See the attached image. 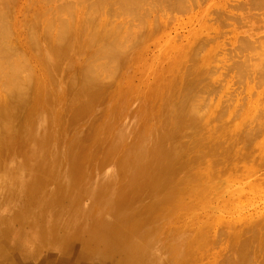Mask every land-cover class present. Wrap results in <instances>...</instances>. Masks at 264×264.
I'll list each match as a JSON object with an SVG mask.
<instances>
[{
    "label": "rangeland",
    "instance_id": "obj_1",
    "mask_svg": "<svg viewBox=\"0 0 264 264\" xmlns=\"http://www.w3.org/2000/svg\"><path fill=\"white\" fill-rule=\"evenodd\" d=\"M99 2L101 8L97 7ZM121 2L127 3L123 6ZM96 8L100 9L98 14ZM90 11L98 15L95 20L102 27L112 26L118 34L112 42L117 43L119 37L118 43L127 46L122 52L128 57L118 67L112 55H105L107 48L89 44L75 61L84 69L85 65L93 66L92 73L95 70L99 81L107 83L103 100L113 90H121L122 96L104 117L107 127L96 133L92 146L81 143L84 130L71 126L68 115L57 124L54 107L36 113L31 136L0 145V263L37 264L52 254L55 260L49 264H124L125 255L114 256L102 247L100 253L93 254L86 244L99 249L101 244L93 242L103 228L123 230L133 224L134 211L124 210L116 217L118 203L133 195L136 211L148 208L150 216L157 217V242H165L169 227L187 226L200 232L195 264H226L232 256L231 241L250 239L253 230H260L257 222L264 223V0H0V98L6 97L9 74H19L28 88L36 76L44 74L43 85H51L44 90L48 96L56 77L42 67L51 61L49 54L37 48L35 37H56L64 25V32L72 28L74 38L84 36L85 42L92 31L76 19L84 20ZM81 28L84 34L79 32ZM120 36L122 43L127 39L126 46L120 43ZM136 37L139 41L131 43ZM192 67L204 70L196 79L197 96L192 102L200 132L213 138L211 142H223L220 152L229 148L222 156L225 163L208 167L206 194L196 191L185 195L187 190L180 184L168 188L169 181L155 194L154 185V189L150 184L140 189L145 180L142 166L161 135L154 127L158 126L156 120L173 116L163 111L166 92L173 82L178 92H183L185 75ZM57 79L58 93L66 95ZM24 92L21 97L25 100ZM74 92H78L77 85ZM65 95L62 106L68 103ZM101 119V113L90 110L89 121L101 124ZM83 120L86 127L88 118ZM163 125L167 127V123ZM35 133L36 138L31 139ZM2 150L7 156L1 157ZM81 154L88 163L82 166L83 178L74 185L68 173ZM196 184L200 188L201 183ZM166 203L176 204L171 215H162L169 211ZM47 211L51 215L45 214ZM54 216H58L56 223L48 226L55 221ZM44 227L46 235L39 232ZM148 250L153 253L151 247ZM17 253L18 257H13ZM148 256L151 259L150 254H141L138 260L143 263Z\"/></svg>",
    "mask_w": 264,
    "mask_h": 264
},
{
    "label": "bare ground",
    "instance_id": "obj_2",
    "mask_svg": "<svg viewBox=\"0 0 264 264\" xmlns=\"http://www.w3.org/2000/svg\"><path fill=\"white\" fill-rule=\"evenodd\" d=\"M126 3L127 2H125V4ZM96 4H98L97 5L98 7L99 4L101 3L99 2ZM125 4L123 3L122 5L125 6ZM134 4H137V2ZM101 7H102V4H101ZM101 7L99 6V8ZM99 8H96V9L98 10ZM99 10L97 11V14ZM94 11L96 12L95 9ZM93 15L94 14L92 13V11H90L88 16L86 13V18L84 20L76 19L77 23L87 24L86 29L92 31L91 36L85 42H84V39H85L84 36H83V39L78 38V37L74 38L75 31H72L71 30L72 28H68V30L64 32L66 28L64 25L60 28L61 30L58 32L57 34L58 36L56 35V37L58 38H56L55 36L52 38V35H42V36L35 37L36 39L35 45L41 51V53L49 54V58L51 61L49 65H46V64L43 65V63L41 65L45 69V72H47L49 75L55 76L56 79L58 78L57 81L59 80V82L62 84L61 87H64L66 95L69 96L65 98V101L68 102L67 104L65 103V105L62 106L60 103V101L64 100V99L62 100V98H64L62 96L65 95V93H62L61 95L60 93H58V90H57L58 85L56 83V79H55V83L52 85L51 90L47 91L49 93L48 96H46L44 95L45 87L46 86L50 87L51 85H43V81L41 80H42V77H45L44 74L42 76H36L34 80V84L28 88V86H26V84H24L20 80L19 74L12 75L8 73L9 75L6 78L7 85L5 87L6 89L5 93L7 92L6 97H3L4 96L3 95L1 96L3 98H0V145L7 144L12 138L31 136L32 132L35 130V127H36L35 118H34L36 116V113H38L41 110H46L47 107L48 108L54 107L56 109L57 124H59V121L61 120L62 116L68 115L69 120H70L69 124L71 126L77 125L78 129L84 130L83 136L80 137V140L81 138H84L81 143H84L85 146H92L94 144L93 140L96 136V133L103 130L105 126L107 127V125H105V122H104L105 121L104 117L107 118L109 115L108 111H112L115 107H117L118 104H115V103L118 102L119 97L121 98L122 96V93L120 92L121 90L120 91L116 90V92L115 90H113L114 94L110 93L107 99L103 100L104 99L103 96L104 95L106 96V94L108 93V91H106V88H105L107 83L104 82L103 80L102 81L104 83H101V81H99V78H97L99 77V74L97 76L93 74L96 72L95 70L92 73L93 66L90 69V67L85 65L84 66L85 69H84L83 65L76 62L77 61L76 58L79 57L81 53H83V51L86 52V50H84V48H86L85 45H89V44H93V45L95 44L96 46L102 45L103 47L108 49L105 55L109 54L110 57L112 55V57H114V60L116 59L114 61L113 58L111 57L112 62L118 65L119 67L120 65H123L126 62L127 57H128V56H125V52H122L123 49L125 50L127 49V46L125 45L127 44L126 43L127 39L125 40L124 38V41H125L124 42L125 44H124L122 43L123 38L120 36L122 40L120 41V43L124 44L126 48H124L121 44L118 43L119 37H118L117 43L112 42L116 40V35H118L116 31L111 30L112 26L110 29L106 28L105 25L102 27L99 24V22L97 23L95 20L98 18V15L96 14H95L96 16L95 15L93 16ZM82 28H81V31L79 32L84 34L85 31ZM48 34H50V32ZM133 38L135 37L133 36ZM134 40L135 41L132 40L131 43L133 42L135 43L136 40L139 41L138 38ZM111 58H109V60H111ZM90 65H92L91 62H90ZM94 69L96 68L94 67ZM100 69H105V68H100ZM111 70H114V68ZM202 71L204 70L197 68V71H196L195 68L193 67L190 68L188 75H185L186 77L184 78V80L186 79V84L182 86L184 87L183 89L184 91L178 92L179 88H177L178 86H175L173 82L172 85L169 86L166 92V98L163 96L166 99L165 101L166 104H165V108L163 111L172 113L173 116L170 114L168 117H164V115L161 118L159 117L156 120L158 122V123L156 122L158 124L157 127L155 126L156 124L154 123L155 124L154 127L159 129L157 130V133L158 131H161V135L158 138V142L154 145L153 149L150 150L149 156L142 166L143 170H142L141 176L145 177V180L141 182L140 185L138 186L140 187V189L144 185L150 184L152 185L153 189L155 186V189H154V194H155L157 188L161 184L169 181L168 188L174 185L178 186V184H180L182 190H187L185 195L188 193L196 192V191H198L200 194H203L206 191L205 188L210 182V179L207 178V175H205L206 171H208V167L215 166V164L216 163L219 164L220 161L225 163V161L222 159V156L224 152L226 153V150L228 151L229 148L228 149L226 148L224 151L220 152V149H222L223 147V142L221 141L218 143L211 142L213 138L211 137L207 138L208 136L201 133L203 130L201 129L200 121H198L199 119L196 116L197 113L195 114L196 109L195 110L193 109L192 102L194 101L196 91L198 88L196 79L200 76ZM103 75H101V77ZM105 83L106 85H104ZM175 83L177 84L176 81ZM76 85L78 87L77 93L74 92V87ZM23 92H24V95H26L27 97V99L25 100L23 99V97H21ZM100 105L102 108L100 107ZM59 107L60 108L62 107L61 112L57 111L60 109ZM105 109L107 110L106 111L107 114L104 113ZM90 110H92L93 112L97 114L101 113L102 115L101 124H98V122H95V121H89L90 120ZM46 112H49V111L46 110ZM49 116H50V113H49ZM84 118H88V121L86 120L88 122L86 127L83 126ZM80 119H81V122L77 123ZM164 122L167 123V127L163 125ZM60 131L63 133L62 130ZM76 134H77V138H79L80 136L79 133L77 132ZM35 138H36V133L31 137V139H35ZM185 140H190V142L188 141L189 143H186L184 142ZM5 151L6 150H2L1 157L3 154L4 156H7ZM217 155H218V158H216ZM79 157L81 158L78 159L76 162H74L73 166L71 167V174L68 173V178L72 179L74 185L75 184L77 185L79 180L83 178L82 166L88 163V159L87 157H85L84 154H81ZM227 157L231 158V154L228 152H227ZM82 161L84 162L82 163ZM220 174L222 175L224 173H220ZM198 182L201 183L200 188L196 184ZM219 187L220 185L217 186V188ZM181 188H179L180 191H181ZM216 189L214 188L215 193H216ZM207 192L208 190L204 194H206ZM182 196H183V192H182ZM124 198L120 201V203H118L119 205L116 206L117 209L120 208L118 211V215H116V217L122 215L121 213L124 210L126 212L134 211L137 213L136 218L139 216L138 220H136L135 218V220L132 222L133 224L130 225L129 227L125 226L126 228H123V230L121 229V227H113V228H107V229L103 228L100 233H97L95 235L96 241L93 242V243H97V245L101 244L99 246V249L97 247H94V245L92 246V244L90 243L86 244V248H89V250H91L93 254H98L100 253L99 250L103 249V251L104 250L112 251V254L114 256L115 255L116 256L125 255L126 259H125L124 264H195L196 258L194 259V257H196L197 254L194 253V249H195V246L198 245V243H200L201 241V237L199 236L200 234L198 235V233L200 232L198 233L194 232L193 230L188 229L189 227L187 226L185 228L175 226L174 228H171V229L169 227V235L167 236V238H165L166 239L164 240L165 242L161 244L160 242H157L154 238V235H156L157 231L159 230L154 226L155 219L157 217L150 216V213L152 212H150L148 208H144L141 211H136L132 206L133 201L136 200V197H134L133 195L125 196ZM51 202L52 200H50V203ZM175 206H176L175 203H172L170 205H167L166 203L165 207L169 211H164L162 215H167V214L171 215V211L173 210ZM156 213H159V212L156 211L155 214ZM45 214H50V213L49 211H47ZM39 216H43V215L39 214ZM141 217L142 219L140 220ZM43 218L45 219V217ZM54 218H55V221L49 224L48 226H54V223H56L58 216H54ZM131 219L132 218H130L129 220L132 221ZM257 223H259L258 227L260 230L259 231L253 230V234L251 237L250 235H251L252 229L249 228L250 229V235H249L250 239L243 241V240H240L241 239L240 238L238 242L231 241L232 256H230L229 258L230 261H227L226 264H264V223L263 222L261 224L260 222H257ZM46 229L47 227H44L39 232L42 235H46V232H47L45 231ZM207 231H204V232H207ZM135 232H137V235H134ZM211 232H212V229H211ZM36 233L37 232H35V235L37 236ZM202 234L204 235V233H201V235ZM134 236H136V238L139 240L134 241V239H136ZM244 237L245 236H242V238ZM101 247L102 249H100ZM148 247H151V249H153V253L149 252ZM141 254L142 255L150 254L151 259H149V256H148V258L146 257L147 258L146 261L141 263L138 260L139 259L138 256H140ZM225 256L226 255H224V257ZM13 257H18V253L15 254ZM53 260H55L54 255L48 254L42 257L40 262L37 264H49V263L54 262ZM222 260H223V263L226 262V259H222ZM148 261H153V262L148 263ZM0 264H7V263L2 262ZM73 264H77V263H73ZM95 264H102V263L99 262ZM111 264H114V263H111Z\"/></svg>",
    "mask_w": 264,
    "mask_h": 264
}]
</instances>
